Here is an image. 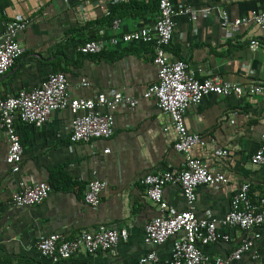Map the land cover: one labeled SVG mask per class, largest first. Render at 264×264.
Returning a JSON list of instances; mask_svg holds the SVG:
<instances>
[{
	"label": "crops",
	"instance_id": "crops-1",
	"mask_svg": "<svg viewBox=\"0 0 264 264\" xmlns=\"http://www.w3.org/2000/svg\"><path fill=\"white\" fill-rule=\"evenodd\" d=\"M173 9L210 8L190 19L187 14L174 15L166 52L181 59L197 78L218 77L239 85H264V30L251 23L237 30L221 25L219 12L229 21L250 10L264 9V0H171ZM156 16L153 0H0V34L12 19H24L26 25L17 33L23 52L9 70L0 76V95L20 88L36 86L50 71L64 73L69 98L93 97L116 90L137 100L128 110L120 106L113 111V128L106 139L70 142V112L53 111L40 127L15 120L21 144L19 168L12 173L4 161L6 138L0 129V264H44L34 247L36 239L51 232L72 237L80 231L99 226L126 232L112 250L87 254L77 250L60 264H140L138 259L154 251L157 260L146 264H168L170 237L160 245L143 242V226L158 214L156 204L147 199L144 175L180 169L182 157L172 148L174 133L168 115L153 101L142 97L147 85L156 79L151 61L150 43H117L100 52L82 55L77 44L105 35H119L152 25ZM118 19L115 30L110 20ZM256 41L255 46L251 45ZM103 52V53H101ZM85 81V85L81 84ZM183 123L189 132L198 133L202 146L190 154L201 159L213 173L224 175L225 183L199 185L195 189L193 212L197 217L218 220L228 210L229 199L242 182L249 183L252 200L264 193V163L253 165L249 157L264 132V92L219 96L204 95L196 106L185 110ZM108 148V152H103ZM224 148L225 157L212 154ZM54 175L47 197L39 204L14 207L11 193L20 184L46 181ZM94 177L104 182L99 203L90 207L82 201L85 183ZM48 183V182H47ZM162 200L170 212L186 208L180 187L174 183L162 188ZM219 231L228 241L200 246L210 256L225 257L237 245L242 233L236 229ZM260 237L252 250L257 259L241 255L230 264H264V226L256 228Z\"/></svg>",
	"mask_w": 264,
	"mask_h": 264
},
{
	"label": "built area",
	"instance_id": "built-area-1",
	"mask_svg": "<svg viewBox=\"0 0 264 264\" xmlns=\"http://www.w3.org/2000/svg\"><path fill=\"white\" fill-rule=\"evenodd\" d=\"M123 2L126 0H111ZM156 16L150 26L141 27L119 35H105L104 29L96 31V37L89 38L77 44L76 50L81 54H93L106 45L113 46L121 43H150L153 48L151 61L156 70V79L146 86L142 97L153 101L155 107L168 115L170 128L174 133L172 148L182 157L180 169L172 172L150 173L142 177L145 195L156 204L158 214L148 220L143 226L142 240L147 245H160L170 237L168 264H230L248 254L251 259H257L252 250L254 242L260 237L256 228L264 226V193L252 200L249 196V183H240L229 199L228 210L222 218L208 219L197 217L193 212L195 189L199 185H214L225 183L221 173L211 172L199 158L190 154L194 146H202L203 139L198 133L189 132L183 123L185 110L196 106L207 94L219 96L243 93L259 94L264 92L262 84L239 85L218 77L197 78L187 70V64L181 59L170 58L166 52L172 30L173 17L184 13L190 19L196 17V12L209 14L210 8L199 10L190 7L173 9L171 0H156ZM221 25L230 30H237L240 25L251 23L264 30V9L250 10L247 14L229 21L225 12H219ZM118 19L110 21L108 29L118 27ZM24 19H12L5 22L0 34V76L6 73L13 62L23 52V46L17 40V33L24 29ZM256 41L251 45L255 46ZM85 85V81H81ZM67 80L63 72L50 71L34 87L20 88L0 96V129L6 138L4 161L10 171L15 173L21 161V144L16 134L15 120L36 128L45 123L53 111L67 109L71 114L69 121V141L89 142L93 139H106L112 133L113 111L124 106L132 110L137 100L122 95L116 90L107 93H97L93 97L69 98ZM104 148L103 152H108ZM214 156L225 157L224 148H215ZM253 165L264 163V132L259 135V141L249 157ZM88 180L82 191V201L95 207L99 203L104 182L94 177ZM174 183L180 187L186 208L178 212L168 211L162 200V188L165 184ZM50 191L46 181L32 184H20L19 188L10 195V203L14 207H25L39 204ZM217 225L225 229H236L242 233L237 245L225 257L210 256L201 251L200 246L217 241H228L229 235L219 231ZM126 232L99 226L93 231H80L72 237H65L60 232H51L39 236L34 247L45 260L44 264H60L71 257L77 250L82 249L87 254L96 251L112 250L120 240H125ZM154 251H148L138 259L140 264L155 262ZM256 264H262L260 262Z\"/></svg>",
	"mask_w": 264,
	"mask_h": 264
},
{
	"label": "trees",
	"instance_id": "trees-1",
	"mask_svg": "<svg viewBox=\"0 0 264 264\" xmlns=\"http://www.w3.org/2000/svg\"><path fill=\"white\" fill-rule=\"evenodd\" d=\"M154 1V3H155V6H157V1L156 0H153ZM157 8V7H156ZM111 21V20H110ZM100 52V51H99ZM101 53H103V52H101ZM83 55V54H82ZM84 55H86V56H91L90 54H84ZM17 59V58H16ZM15 61V60H14ZM0 96H3V95H0ZM57 172L56 173H53V174H51V176L49 177V179L47 180V182H48V184H49V186H51V187H53L54 186V175H61V171L59 170H56Z\"/></svg>",
	"mask_w": 264,
	"mask_h": 264
}]
</instances>
